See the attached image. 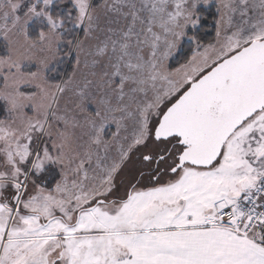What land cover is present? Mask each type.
<instances>
[{
  "label": "snow or ice",
  "instance_id": "obj_1",
  "mask_svg": "<svg viewBox=\"0 0 264 264\" xmlns=\"http://www.w3.org/2000/svg\"><path fill=\"white\" fill-rule=\"evenodd\" d=\"M0 264H264V0H0Z\"/></svg>",
  "mask_w": 264,
  "mask_h": 264
},
{
  "label": "trees",
  "instance_id": "obj_2",
  "mask_svg": "<svg viewBox=\"0 0 264 264\" xmlns=\"http://www.w3.org/2000/svg\"><path fill=\"white\" fill-rule=\"evenodd\" d=\"M207 12H209V14L206 15V16L209 17V18H212L211 14H214V10H213V9L206 10L205 14H207ZM209 20H210V19H209ZM204 26H205V27H209V28H211L210 25H209V22L206 21V20H205V22H204ZM210 34H213V33H212V32H208V33H206L205 35H206L207 37H211Z\"/></svg>",
  "mask_w": 264,
  "mask_h": 264
},
{
  "label": "rangeland",
  "instance_id": "obj_3",
  "mask_svg": "<svg viewBox=\"0 0 264 264\" xmlns=\"http://www.w3.org/2000/svg\"><path fill=\"white\" fill-rule=\"evenodd\" d=\"M210 9H211V8H209L208 10H210ZM208 14H209V12H207V14H205V15H208ZM213 15H214V14H211V16H212V17H213ZM209 19H210V20H209ZM206 21H208V22H209V25H210V27H212V26H213V25H212V23H211V21H212V18H209V17H208V19H207ZM211 35H213V34H210V36H211Z\"/></svg>",
  "mask_w": 264,
  "mask_h": 264
}]
</instances>
